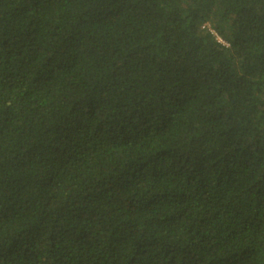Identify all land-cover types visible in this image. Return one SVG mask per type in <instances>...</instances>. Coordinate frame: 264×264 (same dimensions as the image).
<instances>
[{"label": "trees", "instance_id": "16d2710c", "mask_svg": "<svg viewBox=\"0 0 264 264\" xmlns=\"http://www.w3.org/2000/svg\"><path fill=\"white\" fill-rule=\"evenodd\" d=\"M0 264H264V0H0Z\"/></svg>", "mask_w": 264, "mask_h": 264}]
</instances>
